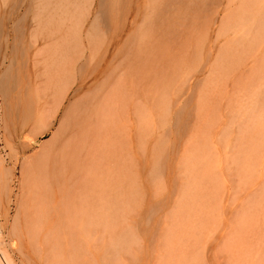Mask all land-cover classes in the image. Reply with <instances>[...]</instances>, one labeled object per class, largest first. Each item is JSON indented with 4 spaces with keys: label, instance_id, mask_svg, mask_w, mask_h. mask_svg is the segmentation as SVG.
<instances>
[{
    "label": "rangeland",
    "instance_id": "rangeland-1",
    "mask_svg": "<svg viewBox=\"0 0 264 264\" xmlns=\"http://www.w3.org/2000/svg\"><path fill=\"white\" fill-rule=\"evenodd\" d=\"M0 22L15 264H42L13 226L30 222L24 188L55 178L61 261L75 246L96 264H264V0H0ZM53 109L14 153L8 138Z\"/></svg>",
    "mask_w": 264,
    "mask_h": 264
},
{
    "label": "bare ground",
    "instance_id": "bare-ground-1",
    "mask_svg": "<svg viewBox=\"0 0 264 264\" xmlns=\"http://www.w3.org/2000/svg\"><path fill=\"white\" fill-rule=\"evenodd\" d=\"M10 16V15H9ZM2 22V21H1ZM0 22V23H1ZM17 27V26H16ZM1 28V27H0ZM15 28V27H14ZM16 30V29H15ZM2 31V30H0ZM15 38V37H14ZM7 40V39H5ZM6 42V41H5ZM4 82V81H3ZM4 86V84H3ZM7 87V85H5ZM4 86V87H5ZM5 87V88H6ZM80 89V86L78 87L77 90L74 91V93H77L78 90ZM4 91V90H3ZM2 94V91H0ZM6 94V92H5ZM10 97V96H9ZM61 103H58L57 107H59ZM70 104V103H69ZM69 106V105H68ZM67 109V107H66ZM7 110V109H6ZM65 112V111H64ZM57 112L54 111L53 112L51 110L39 115L36 119L34 117L29 116L28 119H26V121L24 122V124L19 128V130L15 131V135L10 136L11 139L8 138V140L10 141L11 148L13 150V152L15 151L14 149H20L21 152H26L27 150L29 151V149H32L37 141V139L39 138V136H33V137H27L26 131H28L27 126L29 128V126H33L32 130L33 133L34 132H38L41 130L42 128V132H40V136H44L46 134V132H48L49 130L52 129L53 127V122L50 124L48 121H50L51 119L55 120V114ZM4 123V122H3ZM11 150V149H10ZM17 151V150H16ZM16 153V152H14ZM18 155V154H16ZM12 156V155H11ZM19 156V155H18ZM24 158V155H22ZM17 158V157H16ZM24 161V160H23ZM22 163V161H21ZM30 164V163H29ZM30 166V165H29ZM33 167V166H32ZM11 171V170H10ZM12 176L11 173H8L6 169L3 168V163L0 161V196L2 195L1 191L4 192L7 196H9L10 194V177ZM59 179H56L51 183H48L44 188L35 190L37 193L35 194V192H33V188L31 186H27L24 189L26 190L25 193L27 194V198L25 201H22L21 204L18 206L19 213L22 212L20 215V217L27 222H29L26 225L20 226L17 225L16 223H18L19 221H14L16 222L15 224L17 226H13V233H12V237L13 239H18V245H14L15 247H18L19 244H21V249H24L27 251V256L29 257H34V261L39 260L40 262H42V264L46 263V264H53L51 263V260L53 257H56L54 264H96L95 260H93V257H91V255L87 254L89 253L87 250L84 251L79 249L78 253L82 251L87 252L86 255H82V256H89V257H81V256H77V257H73V251L77 249V247L75 248L74 244L73 246L72 243L70 245V247H73L74 250L72 251L73 248H69L71 250H68V248L66 249V251L68 252V254L70 253L72 256H70L69 260H67L68 256L66 257L65 261L62 258L59 260L57 258V256H53L52 254H54V250L56 249H60V245H61V237H62V230H61V226H60V216H61V209L63 207L62 205V193H61V187H60V182L58 181ZM22 182V181H21ZM33 182V181H31ZM27 188V189H26ZM48 188V189H47ZM23 189V190H24ZM35 189V188H34ZM34 194V195H33ZM6 195L4 196V198L6 197ZM11 196V194H10ZM32 196V197H31ZM31 197V198H29ZM1 198V197H0ZM20 199V198H19ZM28 199V201H27ZM76 199V198H75ZM74 199V200H75ZM1 200V199H0ZM10 201V200H9ZM71 202V201H70ZM19 203V202H18ZM6 204V202H5ZM68 206V205H67ZM70 206V205H69ZM3 207V206H2ZM73 208V207H72ZM71 208V209H72ZM75 208V207H74ZM18 209V208H17ZM32 209V212L34 210V212L31 214L33 216H29L28 215V210ZM74 210V209H73ZM68 211V210H67ZM70 211V210H69ZM76 211V210H75ZM69 216L72 214H70L68 212ZM74 214V213H73ZM18 215V217H19ZM88 216V214H87ZM17 217V216H16ZM19 217V218H20ZM33 220H31L32 218ZM26 218V220L24 219ZM71 218L74 217H70ZM76 218V216H75ZM18 219V218H17ZM30 219V220H29ZM69 219V218H68ZM16 220V219H14ZM87 220V219H86ZM68 221V220H67ZM72 221V220H71ZM71 221L69 223H71ZM75 221V220H74ZM13 222V223H14ZM77 223V222H76ZM9 224V223H8ZM19 226V227H18ZM74 226V225H73ZM79 226V224L77 225ZM68 227V226H67ZM76 227V226H74ZM12 228V227H11ZM73 230V229H72ZM71 230V232H73ZM67 234V233H66ZM73 234V233H72ZM14 235V236H13ZM9 236V235H8ZM1 237V236H0ZM11 237V238H12ZM1 239V238H0ZM2 240V239H1ZM0 240V242H1ZM65 242V240H62ZM77 240H75L76 242ZM84 241V240H82ZM88 241V240H87ZM67 242V241H66ZM73 242V241H71ZM80 240H78V244ZM93 242V241H92ZM2 243V244H1ZM0 243V264H15V262L13 261V254H11V250L10 248H7V246H2L3 245V241ZM69 243V242H68ZM84 243V242H83ZM7 244V243H6ZM63 244V242H62ZM77 245V243H75ZM87 244V243H85ZM83 245V244H81ZM64 245H62L63 248ZM80 248V245H77ZM86 247V245H84ZM89 246V245H88ZM88 246L86 248H88ZM13 247V246H12ZM11 247V248H12ZM14 248V247H13ZM85 248V249H86ZM95 248V247H94ZM93 248V249H94ZM65 249V248H64ZM90 249V248H89ZM18 250H20L19 248H15V251L17 252ZM92 250V249H90ZM95 250V249H94ZM15 251H13L15 253ZM54 251V252H53ZM60 251V250H59ZM53 252V253H52ZM58 252V251H57ZM56 252V253H57ZM73 252V253H72ZM83 252V253H84ZM19 254V251L17 252ZM16 253V254H17ZM21 253V252H20ZM60 253V252H59ZM65 253V251H64ZM82 253V254H83ZM17 254V255H18ZM22 254V253H21ZM69 254V255H70ZM20 255V254H19ZM57 255V254H56ZM59 255V254H58ZM62 255V254H60ZM64 255V254H63ZM18 257V256H16ZM52 257V258H51ZM64 257V256H63ZM25 258L26 256H20L19 259ZM15 260V259H14ZM29 260V259H28ZM58 260V261H57ZM104 260V259H103ZM102 260V261H103ZM108 260V259H107ZM24 261V260H23ZM101 261V260H100ZM21 262V261H20ZM27 262V261H26ZM30 262V260L28 261V263ZM53 262V261H52ZM27 263V264H28ZM25 264V261H24Z\"/></svg>",
    "mask_w": 264,
    "mask_h": 264
}]
</instances>
